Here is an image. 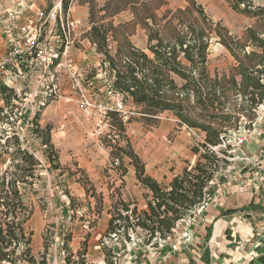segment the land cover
<instances>
[{"label": "trees", "instance_id": "16d2710c", "mask_svg": "<svg viewBox=\"0 0 264 264\" xmlns=\"http://www.w3.org/2000/svg\"><path fill=\"white\" fill-rule=\"evenodd\" d=\"M53 1L47 9L53 7ZM181 1L186 3L185 7L171 8L168 0H61L65 13L74 3L89 7L90 27L85 36L114 72V88L131 97L143 120L154 121L156 126L160 114L171 112L179 126L204 133L199 146L192 147L198 156L196 163L186 166L169 182H160L147 174L146 164L129 140L126 147L119 142L106 145L110 148V168L120 178L118 185L114 182L109 187L110 219L101 239L106 264H119L120 257L103 239L112 242L123 237L131 242L130 232L141 230L143 244L149 245L174 235L178 222L191 211L203 213L215 191L212 182L229 165L228 160L220 157V153L226 154L232 147H222L229 131H237L243 125L251 129L259 107L264 104V6L235 0V11L256 20L254 26L238 36L221 21L211 18L197 0ZM124 12H129L131 19L117 22L116 17ZM139 29L147 36L145 49L131 39ZM214 37L234 58V64L221 72H212L209 67V48ZM11 102L9 94L6 105ZM45 107H40L32 117L33 131L41 136L49 160L58 170L62 166L51 140L52 127H40V114ZM4 112L1 108L0 123L8 121ZM111 118L125 131L126 120L119 113H108L107 119ZM2 140L4 147L13 142L15 150L10 154L9 165L0 169V264H51L46 253H34L29 226L34 209L23 193L40 179L41 163L22 146L15 132ZM2 156L0 151V159ZM126 156L135 168L137 180L148 191L146 209L140 210L137 201L124 197ZM83 185L87 197L96 200V218L90 222V228L95 229L104 211L105 197L97 192L88 176ZM67 194L72 204L75 199ZM87 206L91 208V203ZM90 236L91 233L86 235L77 252L70 246L73 235L65 236V264H94L88 257Z\"/></svg>", "mask_w": 264, "mask_h": 264}, {"label": "rangeland", "instance_id": "374dc122", "mask_svg": "<svg viewBox=\"0 0 264 264\" xmlns=\"http://www.w3.org/2000/svg\"><path fill=\"white\" fill-rule=\"evenodd\" d=\"M52 0H0V11L6 9H15L26 15L27 11H34L35 9H46L51 4ZM61 0H54L53 5ZM103 0H100L102 2ZM169 7L178 8L185 7L186 3L181 0H168ZM203 5L207 14L215 21H221L229 28L232 34L241 36L244 31L256 24V20L238 13L232 7L235 0H197ZM255 6H264V0H249ZM22 4V5H21ZM76 8V22L77 28L75 31L74 46L76 49L90 52L89 39L85 36L89 30L88 18L85 19V9L88 10L87 5H79L74 3L72 8ZM162 12L164 10H161ZM28 18V17H27ZM131 19L129 12H124L116 17V21H126ZM88 28V29H87ZM138 32L131 38L132 42L137 46L143 45V39L147 40L146 33ZM138 30V31H139ZM145 32V31H144ZM144 35L146 37H144ZM115 44L113 43V46ZM86 52V54H87ZM97 62V61H96ZM234 64V58L230 52L214 37L209 48V67L212 72L224 71L229 69ZM24 87V83H20ZM65 102V101H64ZM3 103H0V107ZM5 113L8 115V121L0 123V151L3 156L0 159V169H5L11 159V153L15 150L13 142L4 145L6 136H12L14 132L21 138L22 146L39 159L40 166L38 174L40 179L33 187H26L23 191L24 196L29 204L34 209L33 216L29 221L30 229L33 231V249L36 255L47 254V258L51 264H65L63 243L65 236L73 235V242L70 244L72 250L77 252L83 243V238L90 233V222L96 218L95 205L96 200L92 196L87 197V193L83 182L86 176L91 181L89 175L78 167L74 160L67 158V153L62 150L60 141L56 138L57 133L62 129V122L52 120L51 122H44L43 111L40 114V127L45 128L51 125V140L54 144V149L58 153L61 169H54L50 162L47 147L42 144V138L35 133L32 126V117L39 110L32 108L31 98L24 95L18 104L11 102L9 105L4 104ZM134 114L130 118L125 119V131H122L119 123L114 119H107L102 127L104 129L98 130L99 138L104 146L119 145L126 147L127 140L130 141L134 150L138 153L141 159L148 162L156 163L157 167H171L173 174H180L183 169L189 164L194 165L198 160V156L192 151V147L199 146L204 139V133L197 129H191L187 126H179L178 121L170 120L172 113L164 112L158 116V123L154 126V121H145L139 113V108L132 105ZM17 113V119L14 116ZM85 118H89L85 114ZM67 120L68 116L65 113L62 117ZM91 121V120H89ZM180 133V134H179ZM264 133V104L258 109L257 119L251 129L245 128L243 125L239 130H231L228 133L226 141L223 142L222 147L231 144V149L226 154H221V158L229 161V165L224 171H235L238 167L253 163V158L250 153L253 152L260 144L261 134ZM180 135V137H179ZM2 140V141H1ZM107 147V146H106ZM110 149V148H109ZM126 166L130 165L129 157L124 158ZM133 167V166H132ZM134 168V167H133ZM83 172H81V171ZM73 174L70 175L69 173ZM174 176H167L160 182H169ZM92 182V181H91ZM93 183V182H92ZM94 184V183H93ZM95 186V184H94ZM96 187V186H95ZM80 189V191H79ZM97 189V188H96ZM82 191V195H81ZM67 192L74 197V202L71 204ZM97 192L99 193L98 189ZM105 197V196H104ZM106 208L110 205L109 195L105 197ZM88 202L91 203V208H88ZM105 208V207H104ZM98 227V224L96 228ZM93 229V231L96 230ZM181 232L184 230L180 227ZM92 231V232H93ZM105 232L101 229L96 232V241L99 242L103 238ZM181 234V233H180ZM132 244H143L144 233L138 230L137 233L130 232ZM160 240V239H158ZM106 244L118 248V244L128 242L121 237L118 241H109L107 238L103 239ZM170 241V240H169ZM121 242V243H120ZM48 248L46 250V245ZM94 254V253H93ZM89 255V254H88ZM90 259V258H89Z\"/></svg>", "mask_w": 264, "mask_h": 264}, {"label": "crops", "instance_id": "0c3cea01", "mask_svg": "<svg viewBox=\"0 0 264 264\" xmlns=\"http://www.w3.org/2000/svg\"><path fill=\"white\" fill-rule=\"evenodd\" d=\"M75 13L76 8L73 7L74 19ZM87 18L88 10L85 9ZM142 32L145 34L144 30ZM146 47L147 40L143 39L140 48ZM86 52L78 53L76 62L79 67L100 59L99 54L91 48L90 52ZM100 83L102 85V81H98ZM68 111V118L64 120L62 117ZM85 117L80 106L57 101L45 107L41 124L52 120L63 123L56 135L62 150L67 153L68 159L74 160L89 175L99 193L106 197L110 194L109 187L114 182L118 185L120 178L110 168V149L99 138V127L101 130L104 127L99 119ZM170 120L178 121L173 113ZM260 140L259 146L250 153L253 163L238 167L235 171L219 173L214 179L212 187L215 191L203 213L190 215V241L182 237L180 227H177L172 239L166 243L158 239L149 245L120 242L115 249L120 257L119 264H264V133ZM145 164L147 174L158 181L169 175L176 176L171 172V167L158 168L152 161H145ZM124 180L125 199L137 201L140 210L146 209L145 195L148 191L137 180L135 168L128 166ZM108 207L105 204L96 230H89L88 257L94 264H106L102 243L96 241V232L100 229L105 232L108 227Z\"/></svg>", "mask_w": 264, "mask_h": 264}, {"label": "built area", "instance_id": "2783aa9c", "mask_svg": "<svg viewBox=\"0 0 264 264\" xmlns=\"http://www.w3.org/2000/svg\"><path fill=\"white\" fill-rule=\"evenodd\" d=\"M76 28L72 7L65 13L61 1L51 9L38 8L26 15L17 8L0 11V109L5 108L6 96L11 94L17 104L23 95L31 98L36 109L57 101L74 103L102 125L110 112L119 113L124 120L134 114L131 97L114 88V72L103 63L102 55L98 53L96 63L77 65L81 50L74 46ZM89 43L97 53L96 46ZM14 116L17 119V113ZM195 213L191 211L177 224L183 227L181 235L186 241L191 239L190 215Z\"/></svg>", "mask_w": 264, "mask_h": 264}]
</instances>
